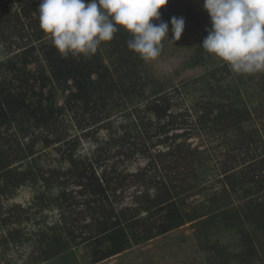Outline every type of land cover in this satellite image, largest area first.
<instances>
[{
    "label": "trees",
    "instance_id": "16d2710c",
    "mask_svg": "<svg viewBox=\"0 0 264 264\" xmlns=\"http://www.w3.org/2000/svg\"><path fill=\"white\" fill-rule=\"evenodd\" d=\"M39 4L0 0V28L20 16L22 26L14 37L24 41L15 47L0 31L8 54L0 59V198L14 196L26 184L36 189L27 207L16 204L3 211L0 200V250L28 245L26 264H40L84 245L96 264L191 223L201 239H210L219 228L239 235L240 250L217 239L206 242L214 251L210 264H254L261 259L256 241L264 235V198L253 195L264 190V139L258 136L252 99L235 82H224L223 68L217 67L205 74L203 88L195 83L177 87L187 95L193 89L199 100L175 102L171 92L146 74V62L128 49L131 37L122 27L90 58L64 59L40 28ZM206 36L189 65H208L215 57L201 46ZM117 112L125 120L119 131L108 122ZM73 126L79 132L70 135ZM109 128L113 131L107 140L95 137L98 129ZM83 137L96 141L92 156L78 153ZM192 137L204 146L192 147ZM228 137L220 146L230 154L223 159L216 155L218 163L208 139ZM40 144H55L70 166H41L36 160ZM162 145L166 151L159 150ZM137 156L148 163L126 172L121 159ZM217 168L220 186L202 199L194 198ZM127 188L133 189L132 200L123 204ZM240 197L243 202L234 205ZM52 210L58 219L43 217ZM38 213L41 218H34ZM30 223L33 228H26Z\"/></svg>",
    "mask_w": 264,
    "mask_h": 264
},
{
    "label": "rangeland",
    "instance_id": "374dc122",
    "mask_svg": "<svg viewBox=\"0 0 264 264\" xmlns=\"http://www.w3.org/2000/svg\"><path fill=\"white\" fill-rule=\"evenodd\" d=\"M161 20L169 23V38L171 39V23L172 17H183L185 19V28L179 41H175L174 44L166 39L163 43V50L158 58L152 61L146 62V74L152 76L151 78L157 85L163 86L167 91L173 94V100L175 102L188 105L190 102L199 100L200 94L193 93L192 91L187 95L186 91L178 92L177 87L184 84H197V88H203V79L205 74L210 70L221 67L223 72L221 76L225 79L224 82H235L236 85L243 90L244 96L250 103L253 102L252 116L255 120L257 130L259 131V139H264V93L261 90L264 88V72L256 74H238L234 72L230 66L215 56L208 65H189L191 57L201 42L202 37L207 33L206 29L211 27L210 17L206 10L203 9V0H168V3L160 9ZM13 22V23H12ZM159 22V21H158ZM19 26H22L21 17H13L11 24H4L1 26L0 31H3L5 36L13 41L14 46L17 47L19 43H23L19 38L14 37L18 34ZM12 55V54H11ZM8 58L6 46L3 41H0V59ZM37 65H32L31 68H36ZM220 77V76H219ZM198 81V82H197ZM194 84V85H195ZM189 86V87H190ZM247 92V93H246ZM264 92V89H263ZM63 102L62 98H59V103ZM256 108V110H255ZM69 120V118H68ZM124 116L121 112L111 115L108 122H114L115 128L119 131V124L124 122ZM72 124L71 121H66V124ZM73 125V124H72ZM112 129H98L95 137H99L100 140H107L109 138L108 131ZM79 130L75 126L70 128V135L77 134ZM94 137V136H93ZM92 139L82 138L81 145L78 153L82 156H92L95 151L96 141ZM231 137L227 139H211L208 142L210 151L213 153L214 159L224 158L225 154H230L226 151V147H221L220 144L226 141H230ZM192 147L197 145L201 139L199 137H192ZM204 146V142L199 143ZM37 153V163L46 169H59L66 170L70 165L64 159L62 152H60L55 144L48 148H43L40 144ZM159 150L166 151V147L163 145ZM233 151L232 149H230ZM220 154L216 157V155ZM211 160V164H214L215 160ZM174 160V159H173ZM175 161V160H174ZM218 161V160H217ZM168 162V161H167ZM182 162V161H180ZM148 163V160L142 156H137L131 160L121 159V164L127 166L126 172H136ZM219 163V161H218ZM187 166V165H186ZM209 173L206 176L204 182L205 189L198 191L194 198L202 199L204 196L213 190H216L220 184L217 180L219 170L218 168ZM216 172V173H215ZM154 173V172H152ZM58 188L53 189V193L58 192ZM130 190V191H126ZM196 190V189H195ZM123 204L131 202L133 189H125L122 191ZM36 193V189L33 184H26L16 191L14 196H3L0 198L3 203V211L12 209L14 205L19 204L21 207H27L32 203L33 197ZM253 197L262 196L264 198V190L261 192H255ZM255 197V198H256ZM243 198L234 200V205L241 204ZM35 211V210H33ZM6 213H4L5 216ZM35 215V214H33ZM44 218L48 220H56L59 217L57 210L47 211L42 214ZM40 213L34 218L40 219ZM249 229V223L246 224ZM24 226V225H23ZM28 229H32L31 223L25 226ZM259 242L256 241L259 248V254L261 259H258L254 264H264V235H259ZM217 239L220 245L228 246L231 250H240L239 247V235L232 230H223L219 228L218 231L213 230L210 239L199 238L197 228L193 227L191 223H187L177 229H173L165 234L157 235L149 240H145L140 244H134L129 249L115 254L101 262L96 264H210L209 257L212 256V251L208 249L206 242L212 244ZM238 247V248H237ZM4 253V256L3 254ZM30 248L28 245L18 246L12 245L11 249L1 251L0 250V264H26L27 257L29 256ZM40 264H93L90 255V250L87 246L81 245L76 248L68 256L64 258L51 259L49 261L41 262ZM95 264V263H94Z\"/></svg>",
    "mask_w": 264,
    "mask_h": 264
},
{
    "label": "clouds",
    "instance_id": "9594fccd",
    "mask_svg": "<svg viewBox=\"0 0 264 264\" xmlns=\"http://www.w3.org/2000/svg\"><path fill=\"white\" fill-rule=\"evenodd\" d=\"M168 0H40V28L62 58L95 55L122 27L130 34L129 50L145 62L158 58L163 41H179L183 17L161 20ZM211 27L202 48L238 74L264 72V0H203ZM155 21H159L156 23Z\"/></svg>",
    "mask_w": 264,
    "mask_h": 264
}]
</instances>
